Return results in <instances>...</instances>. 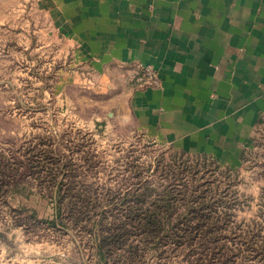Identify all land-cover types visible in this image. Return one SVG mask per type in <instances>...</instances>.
I'll return each mask as SVG.
<instances>
[{
    "label": "rangeland",
    "instance_id": "obj_1",
    "mask_svg": "<svg viewBox=\"0 0 264 264\" xmlns=\"http://www.w3.org/2000/svg\"><path fill=\"white\" fill-rule=\"evenodd\" d=\"M40 17L0 0V264H264V122L235 167L153 141Z\"/></svg>",
    "mask_w": 264,
    "mask_h": 264
},
{
    "label": "crops",
    "instance_id": "obj_2",
    "mask_svg": "<svg viewBox=\"0 0 264 264\" xmlns=\"http://www.w3.org/2000/svg\"><path fill=\"white\" fill-rule=\"evenodd\" d=\"M34 7L35 46L61 44L67 54L63 83L105 93L117 116L153 141L240 164L264 122V0H34ZM138 64L154 69L155 86L130 82Z\"/></svg>",
    "mask_w": 264,
    "mask_h": 264
},
{
    "label": "built area",
    "instance_id": "obj_3",
    "mask_svg": "<svg viewBox=\"0 0 264 264\" xmlns=\"http://www.w3.org/2000/svg\"><path fill=\"white\" fill-rule=\"evenodd\" d=\"M130 81L138 87L155 86L156 72L151 66L136 65L130 72Z\"/></svg>",
    "mask_w": 264,
    "mask_h": 264
}]
</instances>
